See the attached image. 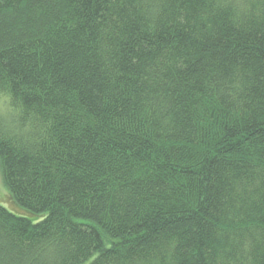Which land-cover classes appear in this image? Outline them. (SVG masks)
Returning a JSON list of instances; mask_svg holds the SVG:
<instances>
[{"label": "trees", "instance_id": "obj_1", "mask_svg": "<svg viewBox=\"0 0 264 264\" xmlns=\"http://www.w3.org/2000/svg\"><path fill=\"white\" fill-rule=\"evenodd\" d=\"M0 264H264V0H0Z\"/></svg>", "mask_w": 264, "mask_h": 264}, {"label": "rangeland", "instance_id": "obj_2", "mask_svg": "<svg viewBox=\"0 0 264 264\" xmlns=\"http://www.w3.org/2000/svg\"><path fill=\"white\" fill-rule=\"evenodd\" d=\"M7 193L8 192L6 191V188L3 185L1 175H0V204L4 205L6 208H8L14 212H17V210L12 209L13 204H12L11 200L9 199V196Z\"/></svg>", "mask_w": 264, "mask_h": 264}]
</instances>
